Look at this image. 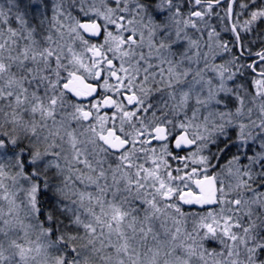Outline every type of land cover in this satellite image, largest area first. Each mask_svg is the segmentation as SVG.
Masks as SVG:
<instances>
[{
	"label": "snow or ice",
	"instance_id": "1",
	"mask_svg": "<svg viewBox=\"0 0 264 264\" xmlns=\"http://www.w3.org/2000/svg\"><path fill=\"white\" fill-rule=\"evenodd\" d=\"M0 264H264V0H0Z\"/></svg>",
	"mask_w": 264,
	"mask_h": 264
}]
</instances>
